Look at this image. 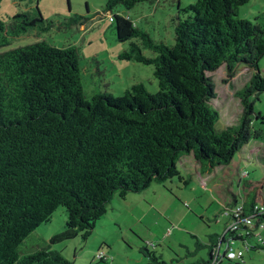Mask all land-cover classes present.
<instances>
[{"label":"trees","instance_id":"obj_1","mask_svg":"<svg viewBox=\"0 0 264 264\" xmlns=\"http://www.w3.org/2000/svg\"><path fill=\"white\" fill-rule=\"evenodd\" d=\"M158 1L108 0L106 10L123 6L130 11ZM250 1L198 0L179 8L173 46L153 40L131 18L115 15L117 40L130 43L121 58L154 66L156 94L136 84L121 97L104 93L88 100L75 47L39 41L0 53V264H72L47 249L20 253L58 208L68 216L62 237L80 234L88 240L116 193L125 198L155 181L182 180L177 162L183 156L193 155L203 171H212L231 165L251 141L264 143V116L256 115L253 101L264 92L258 67L264 57V15L257 18L263 23L237 18ZM20 17L24 21L12 29L0 19V50L36 26L28 13L15 18ZM240 66L257 73L237 93L239 127L219 131L220 113L211 105L217 93L209 74L225 67L233 78ZM258 204L254 197L241 205L244 215L254 216V230L241 226V235L226 229L210 237L207 264L230 237L249 245L248 251L264 250V241L254 237L257 231L264 237V211H254ZM226 217L232 218L229 210ZM149 256L154 264H164ZM221 258L220 264H247L244 257Z\"/></svg>","mask_w":264,"mask_h":264},{"label":"rangeland","instance_id":"obj_2","mask_svg":"<svg viewBox=\"0 0 264 264\" xmlns=\"http://www.w3.org/2000/svg\"><path fill=\"white\" fill-rule=\"evenodd\" d=\"M197 1L159 0L140 3L130 11L119 6L110 13L106 10L108 0H3L0 19L7 28L22 23L24 18H15L22 13L37 22L27 33L11 39V45L0 53L39 41L58 48L75 47L88 100L104 93L121 97L136 84L156 94L159 83L154 66L121 58L130 43L117 40L114 16L131 18L153 40L173 46L179 8ZM261 15L264 0H251L239 8L237 18L263 23L264 19H257ZM144 54L155 57L148 50ZM258 67L264 76V57ZM256 73L255 69L240 66L233 78L228 77L225 67L209 74L217 93L211 105L220 113L217 130L239 127L242 108L237 93L250 85ZM253 101L256 115L264 116V92L254 96ZM254 127H258L256 119ZM177 167L182 180L155 181L147 190L129 193L125 198L116 193L88 240L80 234L62 237L68 216L64 207L58 208L50 223L25 240L21 255L47 249L59 252L72 264H154L149 256L152 253L164 264H207L210 237L224 234L230 223L226 211L234 207L235 201L243 205L256 197L257 203L264 202V143L251 141L231 165L212 171H203L193 155L183 156ZM233 246L236 251L246 248L242 242ZM221 251L224 253L225 246ZM244 261L264 264V250L246 251ZM223 264L236 261L224 260Z\"/></svg>","mask_w":264,"mask_h":264},{"label":"built area","instance_id":"obj_3","mask_svg":"<svg viewBox=\"0 0 264 264\" xmlns=\"http://www.w3.org/2000/svg\"><path fill=\"white\" fill-rule=\"evenodd\" d=\"M255 213H261L264 211L263 203H259L255 206L254 209ZM230 214L232 215V218L230 219V223L228 225V228L226 232L236 233L241 235V233L244 232V230H240L241 226H245L249 228L250 230H254V216L253 215H244V207L241 205H237L231 210H229ZM261 230H264V226H261ZM254 237L258 241H264V237L262 235V232L257 231L254 233ZM235 243L234 240H232V237L228 239L227 243H221L218 251L215 254V258L212 264H220L221 257L226 256L229 260H236L244 257L245 252L250 249L249 245L246 244L245 250H235L233 244ZM225 246V251L223 254H221V247ZM102 258V255L99 256Z\"/></svg>","mask_w":264,"mask_h":264}]
</instances>
